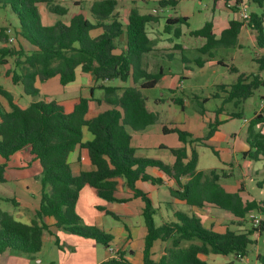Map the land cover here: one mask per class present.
Wrapping results in <instances>:
<instances>
[{"label":"trees","instance_id":"obj_1","mask_svg":"<svg viewBox=\"0 0 264 264\" xmlns=\"http://www.w3.org/2000/svg\"><path fill=\"white\" fill-rule=\"evenodd\" d=\"M83 0H77L80 5ZM264 6V0H253ZM50 0H0V7L9 8L18 21L19 36L24 38L34 51L23 48L0 47V66L12 84L21 86L23 94L39 97L40 90L36 87L38 80L45 82L59 76L62 86L76 80V70L81 68L91 74L105 92L104 101L112 109L87 120L89 102L92 100L79 96L63 101L46 102L35 100L24 107L14 95L0 84V99H4L9 107L6 110L0 100V157L9 160L17 152L27 151L25 160L31 165L39 162L42 166V202L36 214V220L27 225L17 221L8 212L0 211V252L8 249L27 255H35L42 250L43 235L48 229L40 223L45 217H53L57 227L97 243L110 247L112 236L96 227H87L81 223L76 212V205L82 189L86 186L108 201L125 203L116 194L125 187L145 203L143 216L147 227L144 246V264H209L200 258L201 255L240 256L249 255L248 246L252 244L250 236L264 233V201L244 203L238 193H227L219 184L222 175L215 170L198 172V153L194 149L191 157L186 148L171 149L176 163L168 166L161 161L138 159L131 145L130 131H143L156 124L158 115L147 109V99L142 90L154 88L161 80L163 73H149L144 67L143 58L152 52L146 26L157 20L153 15H142L133 9L129 23L124 29L114 14L117 0H98L90 8L93 22L83 10L74 14L70 24L57 22L54 26H44L41 21L38 4ZM180 0H160L162 8H176ZM50 12L64 16L68 10L58 5H50ZM264 14H251L248 23L234 21L218 39L213 33V25L206 23L191 36L205 38L206 44L200 49L204 55L214 57L213 51L219 48H235L239 45V36L245 24L257 33V46L264 50ZM187 18H169L165 32H171V26L187 24ZM101 28L103 34L93 38L91 32ZM8 28L0 29V38H8ZM126 37L125 46L119 42ZM174 35L180 38L181 31ZM120 53H116V51ZM13 59V65L10 64ZM260 70H264V55L256 59ZM185 63V59L183 60ZM198 67L204 63L196 61ZM220 65H224L219 61ZM226 66V65H224ZM231 72H238L235 68ZM1 76V72H0ZM120 80L131 82L125 88L105 86L103 82ZM264 85V78L258 75L242 74L238 82L232 86L230 99L245 100L254 91ZM182 105V100L175 99ZM264 124L262 113L251 120L249 127V143L252 151L249 157L257 161L264 157V135L256 131V127ZM87 127L94 135V140L83 142V130ZM164 133H177L183 143L203 142L192 139V136L179 129H163ZM215 126L211 127L207 138L211 137ZM77 147L86 149L94 171L83 172L79 176L72 174L70 156ZM188 160V161H186ZM148 168H156L175 182L176 188L171 189L172 195L186 202L189 206L202 207L204 203L215 205L229 212L236 218L245 217L256 212L260 224L254 226L247 234L228 232L219 234L204 228L201 220L195 216L178 213L176 222L157 226L155 223L156 209L147 193L137 187L139 181L162 185L163 180L147 174ZM190 177L183 184L181 179ZM5 167L0 166V183H5ZM157 241L170 242L159 261L152 259V249ZM264 264V254L258 256ZM106 264H133L123 255L117 260ZM230 264H234L233 262Z\"/></svg>","mask_w":264,"mask_h":264},{"label":"crops","instance_id":"obj_2","mask_svg":"<svg viewBox=\"0 0 264 264\" xmlns=\"http://www.w3.org/2000/svg\"><path fill=\"white\" fill-rule=\"evenodd\" d=\"M76 1L50 0V4L39 3L38 8L42 24L50 27L61 21L69 25L73 15L81 10L93 22L90 8L98 0H83L80 5H77ZM117 1L118 5L114 14L118 21L122 23L124 29L129 23V16L133 9H137L142 15H153L157 18L155 22H150L146 26V32L153 44V50L144 56L143 63L149 73H158L157 67L159 66V73L163 74L160 82L154 88L142 90V93L147 99L148 111L158 115L159 120L156 124L149 126L143 131H130L131 145L136 151V158L157 160L168 166H173L176 163V157L171 152V149L186 148L189 157H191L192 151L195 149L198 153V172L215 170L222 175L219 181L220 186L227 193H238L244 203L264 201V157L260 156L259 160L254 161L248 156L252 151L249 143V127L251 120L261 113L264 95L261 96L253 117L247 116L250 98L264 85L256 89L253 95L245 100H232L229 96L232 86L238 82L242 74L258 75L260 78H264V70H260V65L256 61V59L264 55V50L259 49L257 46V33L245 24L239 36L238 47L216 49L213 51L216 53V57L214 55L213 58L201 59L204 63L202 67L196 66V69L187 68L185 65H190L191 62L185 57L186 49L173 42L172 39L163 38L158 30V24L161 14L174 11L176 13L168 16L167 20L169 18H187V25H189V21L199 11L198 2L201 4L203 0H180L178 6L174 9L170 7L162 8L159 5L160 0ZM149 1H152L155 6L148 10L145 8V4ZM241 1L245 3L244 8L248 14H264V6L257 4L253 0H212V13L207 16L205 24L211 23L213 25V33L218 39L230 27L232 22L243 21L241 15L243 9L239 5ZM185 2H189L190 5H186ZM251 2L256 6V10L253 12H250L248 8ZM50 5L64 7L68 10V13L64 16L56 15L50 12ZM0 8L11 13L9 8ZM173 26H171V29H173ZM1 28L9 29L6 34L8 38H6L11 43L14 42V45L8 44L5 47L23 48L28 52L35 50V47L19 36L18 21L16 28L11 26ZM171 33L172 31L168 34ZM102 34L103 30L101 28L94 29L91 32L93 38H98ZM119 42L122 46H125V35L120 38ZM165 42H168V44L160 46ZM201 42L200 48L206 44V39L202 38ZM249 44L255 49L254 59L252 57L244 58L243 48ZM200 48H197V50L199 51ZM227 49H233L232 52L237 51V54L227 53L225 56H220L222 50ZM172 51H177L176 56L178 61L182 63V67L165 71L154 57L161 54V52H164L165 57H169L168 54L174 55L171 54ZM116 53H120V51L118 50ZM184 59L185 63L183 62ZM198 59L200 58H194L195 61ZM219 61L226 66L220 65ZM10 64L13 65V61H10ZM232 67L238 72H231L230 69ZM0 72V79H3V71L1 69ZM218 75L222 77L217 78ZM194 78H198V80L193 82ZM50 80L54 82L53 87L56 86L57 82V87L49 91V93H43L42 87ZM6 81L8 83L11 82L9 78H6ZM117 81H105L103 84L112 86ZM99 84L91 74H86L81 68H78L76 70V80L67 86H62L60 78L57 76L43 83L40 80L37 81L36 87L40 90V95L37 98L23 94V90L19 97L18 95L14 97L19 104H21L19 98L29 97V105L35 100L58 102L79 96L92 98L86 115V119L91 120L112 109V106L104 101V90L96 89ZM130 85L131 82L125 83L121 81L120 85L116 87L125 88ZM152 91L157 92V94L158 92L161 93V96L149 98L144 93ZM188 91L193 95L192 101L197 102L199 105L191 114L186 111L187 106L191 105ZM175 99L182 100V105L175 103ZM0 100L3 102L5 109L9 110L7 102L4 99ZM213 126H215V131L211 137L207 138ZM164 128L170 130L179 129L189 133L192 139H199L203 142L200 144L191 142L185 144L180 140L177 133H164ZM256 131L264 135V124L257 126ZM94 138V135L85 127L83 130V142L93 141ZM26 154L27 151L24 150L17 152L9 160L0 157V166L5 167V176L7 178L5 183L14 182L15 190L12 192L16 195L14 199L15 209L9 214L17 221L30 225L36 220V214L41 207L43 193L41 184L42 166L39 162L29 165L25 160ZM69 160L74 176L95 170L88 151L81 147L75 149ZM146 172L154 178L163 180L162 185H153L144 181L137 183V187L147 193L153 201L156 209L154 218L158 227L165 223L176 222V215L181 213L190 217H198L204 228L213 232L219 234L232 232L241 235L251 231L254 218L262 219L256 212L248 214L245 219H239L209 203H204L200 208L189 206L186 202L172 195L171 189H175L176 185L166 174L156 168H148ZM189 180L190 177L181 179L183 184H186ZM116 197L126 199L127 202H108L100 198L93 189L86 186L82 189L76 205V212L81 218L83 225L96 227L112 236L110 247L99 244L90 238L73 235L63 228H58L53 217H45L42 221H39L48 228L43 235L42 250L35 255H27L18 254L8 249L4 253L0 252V264H106L111 260L118 261L120 255H123L126 260L133 264H144V246L147 236V227L143 216L145 203L142 199L135 198L134 194L125 187L119 190ZM156 218H159V224L156 222ZM263 237L264 233H254L250 236L252 244L248 246V250L250 253V246L256 245L255 260H251L249 255L245 258L235 255L222 258L219 257L222 255L209 254L201 255L200 258L209 264H230L232 262L234 264H261L258 261V256L264 254ZM46 244L49 247L51 245L52 249L63 250V248H70L71 254L66 259L56 260V262L54 259L45 260L42 256ZM170 246V242L157 241L152 249V259L156 262L159 261L164 255L166 248Z\"/></svg>","mask_w":264,"mask_h":264},{"label":"rangeland","instance_id":"obj_3","mask_svg":"<svg viewBox=\"0 0 264 264\" xmlns=\"http://www.w3.org/2000/svg\"><path fill=\"white\" fill-rule=\"evenodd\" d=\"M189 2H185L186 5H190ZM73 6L74 4L71 3ZM153 6H155V4L152 1H149L145 4V8L146 9H151ZM197 7L199 8V11H197V15L192 18L189 21V25H176L173 26V29L171 30L172 33L168 34L165 32V27H166V23H167V18L168 16H170L172 13H176V12H168V13H164L161 14L160 16V21L158 24V30L161 34V36L165 39H172L173 42H175L176 44H179V46H181L182 48L186 49L185 51V57L187 58V60H189L191 62V64H186L185 66L187 68L192 67L196 69V61L194 60L195 57H199L200 59H205V58H209L208 55H204L200 52V46L202 44V38H196L191 36L192 31L198 30L200 28H202L205 24V22H207V16L210 15L212 13V8H213V2L212 0H203V3L200 4V2H198ZM249 11L253 12L256 10V6L254 3H250L249 5ZM200 14V15H199ZM5 26H11V27H17V20L16 18L9 12H6L5 10L0 8V27H5ZM176 30H180L181 31V36L180 38H176L174 33ZM9 34V33H8ZM11 34V33H10ZM13 34V33H12ZM248 43V42H247ZM10 44L11 46L14 45V42H10L7 38H0V47H5L6 45ZM168 42H165L164 44H161L160 46H164L167 45ZM153 48V47H152ZM197 48H200L199 51L197 50ZM236 48V47H235ZM230 51V52H229ZM233 49L231 50H222V52L220 53V56L227 54V53H231V54H237L236 52H232ZM177 51H172L171 54L174 55H170L168 53L169 57H165L164 56V52H161V54L155 56L154 58L157 60V62L159 63V65L161 67L164 68L165 71L169 70V69H177L178 67H182V63L180 61H178L176 53ZM170 53V52H169ZM215 57H216V53L213 52ZM243 53H244V58L246 59V57H252V59H254L255 57V49L252 47L251 44H249L248 46H246L245 48H243ZM175 57V58H174ZM10 61L12 62L13 59L10 58ZM158 68V73H159V66ZM0 69L3 71V79H0V83L7 89L9 90L14 96L18 97L20 96V94L22 93V89L20 86H16L13 85L11 82H7L6 81V76H5V68L2 66L0 67ZM225 71V70H224ZM228 76V75H226ZM216 77V76H215ZM222 77L221 75H218L217 78ZM196 80H198V78H194L192 81L195 82ZM43 83V82H42ZM121 81L118 80L115 84H112V86H118L120 85ZM54 82H52L51 80L46 82L44 84V86L42 87L43 93H49V91H51L52 89L57 87V82H56V86L53 87ZM146 93V96L149 98H154L155 96H161V93L152 91V92H144ZM188 95L190 96V106L188 105L186 108V111L188 114L193 113L194 109L198 108L199 105L197 102L192 101L193 100V95L190 93V91H188ZM206 95H208V93H206ZM264 95V86L258 90L255 95L250 98V102H249V107H248V113L247 116L248 117H253L254 115V111L257 109V104L258 102L261 100V96ZM20 103L23 106L29 105V101L30 98L27 96H24L22 98H19ZM14 182H8V183H0V211L2 212H8L11 213L14 211L15 209V203H14V199L16 198V195L13 194L12 191H14ZM21 198V197H19ZM42 201V200H41ZM78 214V213H77ZM156 222L159 224V218H156ZM87 227H93V226H88ZM264 244V237L262 239V246ZM51 247V248H50ZM48 244H46L45 250L43 252V258L45 260L48 259H54L55 262L56 260H62V259H66L70 254V248L65 249L63 248V250H59L58 248H54L52 249V246ZM256 245L255 246H250V253H249V258L251 260H255V254H256ZM18 254H21L19 252H16ZM219 257H224V256H219Z\"/></svg>","mask_w":264,"mask_h":264},{"label":"built area","instance_id":"obj_4","mask_svg":"<svg viewBox=\"0 0 264 264\" xmlns=\"http://www.w3.org/2000/svg\"><path fill=\"white\" fill-rule=\"evenodd\" d=\"M238 5V4H237ZM240 7L243 9L242 11V20L245 21L246 23H248V21L250 20V14L247 13L245 7V3H243L242 1L240 2ZM261 113H264V102H262L261 104ZM260 224V219L259 218H254V226H258Z\"/></svg>","mask_w":264,"mask_h":264}]
</instances>
